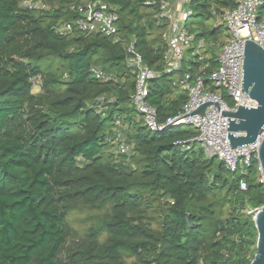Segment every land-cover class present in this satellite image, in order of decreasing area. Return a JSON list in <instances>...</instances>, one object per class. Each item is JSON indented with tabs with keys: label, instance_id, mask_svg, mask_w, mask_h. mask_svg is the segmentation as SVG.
<instances>
[{
	"label": "trees",
	"instance_id": "1",
	"mask_svg": "<svg viewBox=\"0 0 264 264\" xmlns=\"http://www.w3.org/2000/svg\"><path fill=\"white\" fill-rule=\"evenodd\" d=\"M21 1L0 0V264H252L264 207L259 161L229 172L185 143L194 129L150 131L131 104L136 75L126 51L133 43L159 73L146 101L164 123L187 102L174 82L218 67L229 39L222 14L241 0L192 5L195 42L175 75L164 72L158 0H103L118 9L121 43L61 33L77 17L69 0H46V11ZM202 39L199 62L192 54ZM120 138L131 148L125 155L116 153Z\"/></svg>",
	"mask_w": 264,
	"mask_h": 264
},
{
	"label": "built area",
	"instance_id": "2",
	"mask_svg": "<svg viewBox=\"0 0 264 264\" xmlns=\"http://www.w3.org/2000/svg\"><path fill=\"white\" fill-rule=\"evenodd\" d=\"M69 1V9L77 14V17L64 24L60 28L61 33L99 34L112 39L114 43L122 42L119 31V13L116 6L103 0ZM198 1H157L158 18L166 26L162 40L167 46L164 56V72L168 75H175L183 70L186 54L194 46L195 35L189 31L187 23L194 14L192 5ZM21 4L32 11L49 9L46 0H22ZM262 5V0H241L235 8L228 9L222 14L221 22L229 33V39L221 49L218 67L207 74L208 65H204L198 74L186 72L182 78L174 82L178 91L187 96V102L177 116L168 118L164 123L158 121L156 111L146 101L149 95V82L159 77V73L144 64L142 55L133 43L129 44L126 49L128 65L136 75L135 92L131 96V104L141 115L146 127L154 133H164L174 127L194 129L198 133L197 137L185 143H198L207 157L218 158L229 172L244 171L251 165L254 157L258 160L264 134L254 144L231 149L227 138V133H230L228 131L229 117L223 116L217 106L208 105L205 109L206 117L198 114L184 116L209 102L217 103L221 111L230 113L237 112L239 106L257 108V102L242 91V79L246 41L251 40L264 49V19L260 20L258 17ZM207 46L206 40H200L192 57L199 62L204 61L202 52ZM92 74L96 78L105 77L104 72L97 68L92 69ZM206 79L211 85L221 89L232 101V105L226 101L222 92H211L207 88ZM32 83L34 87L37 86L40 89L41 77L32 79ZM243 135L242 133L235 134L236 137ZM130 149L125 139L120 138L116 153L125 155ZM261 182L264 183L263 176ZM241 187L243 190L246 189L243 183Z\"/></svg>",
	"mask_w": 264,
	"mask_h": 264
},
{
	"label": "water",
	"instance_id": "3",
	"mask_svg": "<svg viewBox=\"0 0 264 264\" xmlns=\"http://www.w3.org/2000/svg\"><path fill=\"white\" fill-rule=\"evenodd\" d=\"M244 59L242 91L257 102V108L239 106L237 112L230 113L221 111L217 103L209 102L184 116L194 114L205 116V109L208 105L214 104L217 106L223 116L229 117L228 131L230 133H227V138L231 149L254 144L264 134V49L255 42L247 40ZM236 133L244 135L236 137ZM258 161L264 178V138L259 149ZM254 221L259 237L257 254L252 264H264V207L257 211Z\"/></svg>",
	"mask_w": 264,
	"mask_h": 264
},
{
	"label": "rangeland",
	"instance_id": "4",
	"mask_svg": "<svg viewBox=\"0 0 264 264\" xmlns=\"http://www.w3.org/2000/svg\"><path fill=\"white\" fill-rule=\"evenodd\" d=\"M192 21H193V20H192ZM188 58H189V55L186 54V59H188ZM33 92H34V93H38V92H39V87H37V86L34 87ZM75 226L77 227L78 231L80 232V233H79L80 236L83 235V232L85 231V229H86L87 226L84 225V224H82L81 222L78 223V224H76Z\"/></svg>",
	"mask_w": 264,
	"mask_h": 264
}]
</instances>
